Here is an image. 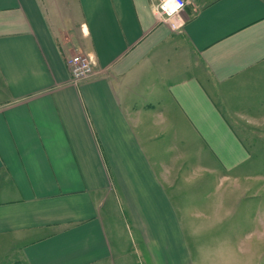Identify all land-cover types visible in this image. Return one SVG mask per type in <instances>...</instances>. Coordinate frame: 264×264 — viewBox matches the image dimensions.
<instances>
[{"label":"crops","instance_id":"obj_1","mask_svg":"<svg viewBox=\"0 0 264 264\" xmlns=\"http://www.w3.org/2000/svg\"><path fill=\"white\" fill-rule=\"evenodd\" d=\"M187 1L0 0V264H193L191 197L264 181V0Z\"/></svg>","mask_w":264,"mask_h":264},{"label":"rangeland","instance_id":"obj_2","mask_svg":"<svg viewBox=\"0 0 264 264\" xmlns=\"http://www.w3.org/2000/svg\"><path fill=\"white\" fill-rule=\"evenodd\" d=\"M244 136L249 143L260 142L264 150V134L246 132ZM246 170L247 167L238 170V181L234 175L209 181L203 196L191 197L192 221L185 234L193 264H264V247L249 245L264 234V181L248 182L243 173ZM254 170L264 177V165ZM215 209L219 213L214 214ZM249 249L255 250V258L247 255Z\"/></svg>","mask_w":264,"mask_h":264},{"label":"built area","instance_id":"obj_3","mask_svg":"<svg viewBox=\"0 0 264 264\" xmlns=\"http://www.w3.org/2000/svg\"><path fill=\"white\" fill-rule=\"evenodd\" d=\"M187 6V0H154L153 4L158 19L176 32L181 31L186 25L183 15ZM66 63L74 84H79L96 75V60L89 54H76L68 58Z\"/></svg>","mask_w":264,"mask_h":264}]
</instances>
